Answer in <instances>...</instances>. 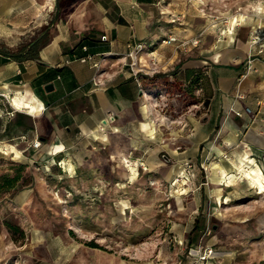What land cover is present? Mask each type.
Returning <instances> with one entry per match:
<instances>
[{"label": "rangeland", "instance_id": "374dc122", "mask_svg": "<svg viewBox=\"0 0 264 264\" xmlns=\"http://www.w3.org/2000/svg\"><path fill=\"white\" fill-rule=\"evenodd\" d=\"M56 1L35 9L39 31L80 0ZM134 20L144 95L120 128L61 126L41 140L38 117L1 97L0 264H264V99L222 92L212 65L185 74L169 61L242 50L247 75L264 57V0H160ZM191 36L197 45L179 44Z\"/></svg>", "mask_w": 264, "mask_h": 264}, {"label": "crops", "instance_id": "0c3cea01", "mask_svg": "<svg viewBox=\"0 0 264 264\" xmlns=\"http://www.w3.org/2000/svg\"><path fill=\"white\" fill-rule=\"evenodd\" d=\"M157 2L160 0L72 1L70 11L54 21L46 34V29L39 31L38 27L48 22L43 17L34 21L35 9L42 13L49 7L62 8L63 4L56 0H0V99L26 92L41 103V110L33 114L38 117L35 128L41 140L51 132L59 135L61 126L86 131L106 122L109 127L120 128L126 118L141 113L144 95L128 56V45L141 37L133 29L134 18L140 9ZM77 9L82 10L79 17ZM18 25L27 26L24 33L31 34L19 47L14 41L24 33L18 31ZM40 38L36 58L20 56ZM86 55H90L87 60H79ZM245 57L242 50L201 49L183 60L175 57L169 61L180 63L182 69H201L206 74L212 65L210 71L219 90H248L257 96L255 103L259 105L264 99V79L257 78L264 74V57H254L248 74L238 78ZM46 84L51 88L46 90ZM245 107L234 103L231 110L239 116ZM52 147L58 150L63 144L53 143Z\"/></svg>", "mask_w": 264, "mask_h": 264}, {"label": "bare ground", "instance_id": "6f19581e", "mask_svg": "<svg viewBox=\"0 0 264 264\" xmlns=\"http://www.w3.org/2000/svg\"><path fill=\"white\" fill-rule=\"evenodd\" d=\"M235 20V19H234ZM11 104L15 105L16 107L18 106H23L28 109L30 114H35L37 111L41 110L42 105L38 101H36L33 96H31L29 93H24V94H18V95H12ZM153 127L149 128L147 130L148 134L153 133ZM241 171V169H240ZM243 172V171H242ZM245 175H249L248 171L245 173ZM229 179H233V175L227 176ZM252 178V177H251ZM253 179V178H252ZM227 181V180H226ZM253 181L256 183V181L253 179ZM258 188L260 187V184L256 183Z\"/></svg>", "mask_w": 264, "mask_h": 264}, {"label": "built area", "instance_id": "2783aa9c", "mask_svg": "<svg viewBox=\"0 0 264 264\" xmlns=\"http://www.w3.org/2000/svg\"><path fill=\"white\" fill-rule=\"evenodd\" d=\"M164 41H165L166 43H171V42H175V41H177V39H176L175 36H168V38H167L166 40H164ZM198 41H199L198 37H192V38H188V39L183 40V41H180V40H179V44H180V45L190 44V45H192V46H195V45H197ZM89 57H90V55H86V56L80 57V59H81L82 61H85V60H87ZM246 111H249V108H246ZM34 145L37 146V145H38V142H37L36 144H34Z\"/></svg>", "mask_w": 264, "mask_h": 264}, {"label": "trees", "instance_id": "16d2710c", "mask_svg": "<svg viewBox=\"0 0 264 264\" xmlns=\"http://www.w3.org/2000/svg\"><path fill=\"white\" fill-rule=\"evenodd\" d=\"M41 42V38L34 42L30 47L29 49L27 50V52L24 53V55H20L22 57H34L36 58V52H35V47ZM19 56V55H18ZM185 71V74H191L193 73L194 71H197V69H194V68H186V69H183ZM142 87V86H141Z\"/></svg>", "mask_w": 264, "mask_h": 264}, {"label": "water", "instance_id": "95a60500", "mask_svg": "<svg viewBox=\"0 0 264 264\" xmlns=\"http://www.w3.org/2000/svg\"><path fill=\"white\" fill-rule=\"evenodd\" d=\"M44 88H45L46 90L50 89V88H51V84H46V85L44 86Z\"/></svg>", "mask_w": 264, "mask_h": 264}]
</instances>
